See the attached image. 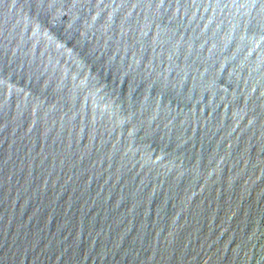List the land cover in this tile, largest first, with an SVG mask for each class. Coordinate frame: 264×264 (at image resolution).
<instances>
[{
	"label": "water",
	"instance_id": "water-1",
	"mask_svg": "<svg viewBox=\"0 0 264 264\" xmlns=\"http://www.w3.org/2000/svg\"><path fill=\"white\" fill-rule=\"evenodd\" d=\"M0 264H264V0H0Z\"/></svg>",
	"mask_w": 264,
	"mask_h": 264
}]
</instances>
